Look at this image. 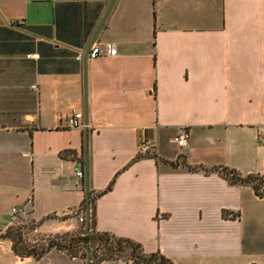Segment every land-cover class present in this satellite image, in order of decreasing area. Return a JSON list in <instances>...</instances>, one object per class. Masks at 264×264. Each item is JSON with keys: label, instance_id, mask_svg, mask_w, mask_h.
Returning a JSON list of instances; mask_svg holds the SVG:
<instances>
[{"label": "crops", "instance_id": "0c3cea01", "mask_svg": "<svg viewBox=\"0 0 264 264\" xmlns=\"http://www.w3.org/2000/svg\"><path fill=\"white\" fill-rule=\"evenodd\" d=\"M109 2L0 0V231L84 229V127L66 119L84 110L85 69L96 229L174 264H264V196L206 171L264 177V0H114L98 30ZM107 42L115 55L87 56ZM140 136L156 154L135 158ZM55 258L85 262L19 257L0 238V264Z\"/></svg>", "mask_w": 264, "mask_h": 264}, {"label": "trees", "instance_id": "16d2710c", "mask_svg": "<svg viewBox=\"0 0 264 264\" xmlns=\"http://www.w3.org/2000/svg\"><path fill=\"white\" fill-rule=\"evenodd\" d=\"M136 155L135 158H139ZM134 158V159H135ZM183 164H185L183 160ZM187 165V164H185ZM188 166V165H187ZM189 169L198 167L188 166ZM217 171L225 179L233 184L250 185L254 192L260 197L264 196V177L259 174H242L238 170L227 166H213L206 171ZM114 179L109 183L107 189L113 184ZM83 182V180H82ZM101 193H98V195ZM95 196L90 197L91 220L89 232L83 234V227L77 233H65L52 236L36 235L34 230L36 223H15L8 226L4 231H0V238H8L11 241L13 252L19 257L32 256L40 259L52 248L64 251L70 258L80 257L85 260L88 244L91 250V264H99L105 260H125L135 264H174L169 258L160 252L146 253L142 245L130 238L116 236L108 231H99L95 227ZM85 208V200L82 203ZM33 231L34 239H29L25 231Z\"/></svg>", "mask_w": 264, "mask_h": 264}, {"label": "built area", "instance_id": "2783aa9c", "mask_svg": "<svg viewBox=\"0 0 264 264\" xmlns=\"http://www.w3.org/2000/svg\"><path fill=\"white\" fill-rule=\"evenodd\" d=\"M106 54L109 56H113L116 54V48L114 46V43L112 42H107L105 45V51L103 50L96 44L90 48L88 51V57L89 58H96L99 55ZM28 57L36 56V54H27ZM77 59L82 58V53L78 52L76 55ZM66 124L67 126L71 128H78L83 126V112L80 110H74L66 119ZM188 137L189 133L186 127L182 128V131L180 135L174 137V141L177 143L179 147H185L188 145ZM157 149L156 145L152 143L151 140L146 138L145 136H140L137 147H136V153L139 156H145V155H153L156 154ZM76 175L79 178L83 177V170L82 168H77L76 169ZM26 203H31V199H28ZM28 210L26 208V204L23 205H16L11 208V213L12 217L14 219H18L21 217H24L27 214ZM79 220L82 222H85V217L84 216H79Z\"/></svg>", "mask_w": 264, "mask_h": 264}, {"label": "water", "instance_id": "95a60500", "mask_svg": "<svg viewBox=\"0 0 264 264\" xmlns=\"http://www.w3.org/2000/svg\"><path fill=\"white\" fill-rule=\"evenodd\" d=\"M114 0H110L107 9L103 15L100 27L104 19L106 18L108 11L110 10ZM83 127H84V167H83V177L85 181V226L83 229V234L89 232L91 212H90V189H89V160H88V103H87V89H86V70L84 69V110H83ZM86 258L84 264H91L92 256L91 250L88 244H85Z\"/></svg>", "mask_w": 264, "mask_h": 264}, {"label": "rangeland", "instance_id": "374dc122", "mask_svg": "<svg viewBox=\"0 0 264 264\" xmlns=\"http://www.w3.org/2000/svg\"><path fill=\"white\" fill-rule=\"evenodd\" d=\"M27 221H28V219H25L24 221L22 220V221H21V224H22V223H27ZM25 235H26V237L29 238V239H34V238H36V237H35V234L33 233V231H29V230H28V231H25ZM50 236H51V235H50ZM39 237H41V236H39ZM45 237H47V236H45ZM53 260H54V259H53ZM55 263H56V264H67V263H63V262L59 261V260L56 259V258H55Z\"/></svg>", "mask_w": 264, "mask_h": 264}]
</instances>
